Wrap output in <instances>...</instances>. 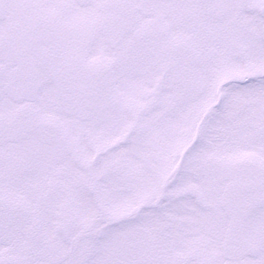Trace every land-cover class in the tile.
<instances>
[{
    "label": "snow or ice",
    "instance_id": "1",
    "mask_svg": "<svg viewBox=\"0 0 264 264\" xmlns=\"http://www.w3.org/2000/svg\"><path fill=\"white\" fill-rule=\"evenodd\" d=\"M0 264H264V0H0Z\"/></svg>",
    "mask_w": 264,
    "mask_h": 264
}]
</instances>
